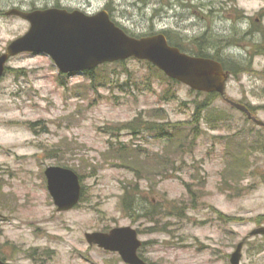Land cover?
Listing matches in <instances>:
<instances>
[{
  "label": "rangeland",
  "instance_id": "rangeland-1",
  "mask_svg": "<svg viewBox=\"0 0 264 264\" xmlns=\"http://www.w3.org/2000/svg\"><path fill=\"white\" fill-rule=\"evenodd\" d=\"M55 1L0 0V8L31 11ZM108 2L130 34L165 31L189 53L200 50L192 40L205 35L206 54L238 73L229 77L225 96L202 115L196 146L166 159L167 142L156 132L122 127L137 117L190 126L193 101L202 102L205 95L167 79L154 77L149 84V69L137 59L96 68L98 78H112L100 85L85 73L62 75L45 54L12 57L0 79V259L127 264L118 253L90 245L86 233L132 226L143 241L139 254L150 264H232L231 254L242 241L241 264H264V235H251L264 226L258 220L264 217V129L227 100L252 106L264 121V0H188L182 7L176 0H73L72 5L98 12ZM193 10L209 16L204 20ZM29 28L27 20L1 14L0 55ZM129 71L138 86L125 84ZM168 87L173 98L165 95ZM233 134L248 148L246 175L239 182L224 176L231 160L226 138ZM113 146L134 153L126 162L138 172L122 166ZM65 165L80 176L82 198L74 209L59 212L45 170ZM138 180L141 205H164L158 225L122 210L124 187L131 190Z\"/></svg>",
  "mask_w": 264,
  "mask_h": 264
},
{
  "label": "water",
  "instance_id": "water-1",
  "mask_svg": "<svg viewBox=\"0 0 264 264\" xmlns=\"http://www.w3.org/2000/svg\"><path fill=\"white\" fill-rule=\"evenodd\" d=\"M6 15L27 20L30 28L24 35L11 41L6 52L0 55V79L5 75L9 59L24 52L49 55L65 74L81 73L105 62L135 57L151 62L168 77L193 90L225 95L229 73L221 62L183 52L170 45L162 33L139 38L130 36L105 11L88 16L80 11L70 13L58 8L33 11L12 8ZM228 101L246 112L256 124L264 126V121L254 117L245 105ZM45 175L58 211L73 209L82 195L79 175L73 169L62 166L46 168ZM251 235H264V226L254 229ZM86 239L90 245L119 253L127 264H149L138 253L143 242L132 226L87 232ZM243 247L244 241L231 254L232 264H241ZM0 264L15 263L0 259Z\"/></svg>",
  "mask_w": 264,
  "mask_h": 264
},
{
  "label": "trees",
  "instance_id": "trees-1",
  "mask_svg": "<svg viewBox=\"0 0 264 264\" xmlns=\"http://www.w3.org/2000/svg\"><path fill=\"white\" fill-rule=\"evenodd\" d=\"M197 54L199 56L211 57V58H214L216 60L221 61L224 65L225 69L230 74L236 75L238 73L239 69H237V68L233 69V67H228L226 64V61L222 60L221 58H217V56H215V55H207L206 52L204 50H201V49L197 52ZM124 62L125 61L123 60V61H118V62L112 63V64L105 63V64L101 65L100 67H106V66L115 65V64H123ZM143 62L146 63V65L149 69V74H147V76H146V80L149 84L154 79V77H156L158 79H163L165 81L167 79L168 82L172 85L179 83L178 81L167 77L159 68H157L156 66H154L150 62H148V61H143ZM8 69H10V68H8ZM99 71L100 70L96 71V69L95 70H88L85 72V75L91 79V83L97 82L100 85L106 84L107 82L111 83V81H112L111 76L108 78L107 77L98 78L101 75V73H98ZM133 77H134L133 73H130V71H129V80L125 84L134 83V84H136V86H138V84L135 83L136 80ZM165 93H166L165 94L166 96H172V98L175 96V94L172 92L171 88H169V87L166 89ZM197 94L205 95V99L202 102H197V101L194 102L193 101V103L195 105V115H194L195 121H190L189 122L190 126H187L186 123L184 124L182 122L162 123V122H158V121H151L150 119L140 120L139 119L140 117L139 118L137 117L136 119H134V121L129 123L126 127H122V130H124V129L125 130L126 129L127 130H133V131L146 130L148 132H156L155 133L156 137L160 136L162 139H165L167 142L166 143L167 147L163 151V156H162L163 158L168 159L169 155H174V154L178 155V157H182V156H184V154L187 151H191L196 146L198 138L203 133V129L201 127L202 115L207 110H209L211 108L214 100L217 97H220V95L218 93H206V92H202V91H197ZM248 108L252 112V114L254 115L253 107L248 106ZM211 117L216 118L217 116L213 117L211 115ZM247 119H248V117H247ZM134 134H136V133H134ZM235 137L236 136L233 134V135L228 136L226 138V139H228L226 142V148H228V151H229L228 155H231V158H230L231 160L228 161L226 164V170H225L224 176L229 174L231 179H233V180L235 179V181L239 182L246 175L244 173L245 172L244 170L247 167V163H246L247 157L245 156V150H247L248 148L242 143V141L239 138L236 139ZM219 138H222V136ZM242 140L245 141L246 139H242ZM254 146H257V144L256 143L250 144V147H254ZM110 149L114 152V154L117 158H121L120 161L122 162V166L130 167V168H133L132 170H134L135 172L137 171V170H135L134 167L127 164V162H126V159L131 158L134 153L129 152L128 150H126V148H124L122 146L119 149L117 146H113ZM66 167H68V166H66ZM164 167L166 168V166H164ZM149 179H150V176H149ZM139 180H141V179L139 178ZM139 180L135 181V183L131 187V190H128V187H124L125 188V194H124V198H123L122 210L124 211V213L127 216H129V217L132 216V218L135 217V214H139V215L143 216V218L145 216H147L148 218H150L149 220H151V221H149V223H153L154 226L158 225V223H159V221H157L158 210L160 208V210H161L160 212H162V210H163L162 207L164 205H150V207L149 206L145 207L144 205H141L140 199L137 198L138 197L137 191H139V189H140ZM236 184H238V183H236ZM135 193H136V195H135ZM140 212H142V213H140ZM261 218H263V219H261ZM258 220H261V221H259V223H261L264 221V217H259Z\"/></svg>",
  "mask_w": 264,
  "mask_h": 264
},
{
  "label": "flooded vegetation",
  "instance_id": "flooded-vegetation-1",
  "mask_svg": "<svg viewBox=\"0 0 264 264\" xmlns=\"http://www.w3.org/2000/svg\"><path fill=\"white\" fill-rule=\"evenodd\" d=\"M161 1H163V0H161ZM177 2H176V4L178 3L181 7L184 5V3L187 1L188 2V0H176ZM110 2H113V0H110ZM205 3H208V2H204V4ZM73 4V0H67V1H64V0H56L51 6H49V7H56V8H59V9H66V10H68L69 12H72V11H75V10H80V11H82V12H84V13H86V14H88V15H93V14H96L97 12H92L91 11V9H88V8H83V7H80V6H78V7H75L74 5H72ZM209 4V3H208ZM171 7H173V4H169ZM186 6H188L187 8H191L192 9V7L194 6L193 4H185ZM115 7L114 6H112L111 7V5H110V3L108 2V3H106L105 5H104V7L101 9V10H106L108 13H109V15H110V18L117 24V25H119L120 27H122L123 29H125L127 32H129L128 31V29L127 28H125L121 23H120V21L117 19V17H116V14H115V9H114ZM209 9H210V7H209ZM0 10H1V13L3 14L4 13V11L0 8ZM194 12H195V14H199L200 16H202L203 18H204V20H206L207 18H208V16H206V15H204V13L202 14V13H200L199 11H196V10H193ZM261 13H262V17L264 18V10H262L261 11ZM210 14H212V12L210 13ZM245 18H246V21L247 20H249V16L248 15H245ZM240 19H241V17H240ZM258 20H260V19H257V21ZM238 22H240V20H238ZM236 23H237V21H236ZM259 24H261V23H259ZM262 25V24H261ZM160 32H162V33H165L166 34V36H167V38H168V40L170 41V42H172V44H174V45H177V46H179L180 48H182V49H184L183 47V45L181 44V43H178V41H172V35L171 34H167L165 31H160ZM179 34V33H178ZM207 34H209V32H207ZM175 35H177L176 33H175ZM205 36V35H204ZM203 36V38H195V39H193L192 40V43L193 44H195V48L198 50V49H202V50H207V49H209V43L208 42H206L205 41V37ZM179 39V38H178ZM179 40H182V39H179ZM183 41V40H182ZM193 54H197L196 52H192ZM216 56V55H215Z\"/></svg>",
  "mask_w": 264,
  "mask_h": 264
}]
</instances>
